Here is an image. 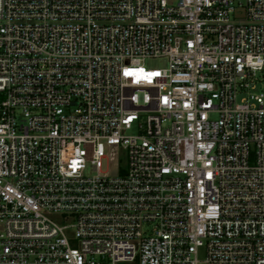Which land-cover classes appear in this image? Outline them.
Segmentation results:
<instances>
[{"label":"built area","instance_id":"1","mask_svg":"<svg viewBox=\"0 0 264 264\" xmlns=\"http://www.w3.org/2000/svg\"><path fill=\"white\" fill-rule=\"evenodd\" d=\"M262 84L264 0H0V264H264Z\"/></svg>","mask_w":264,"mask_h":264},{"label":"rangeland","instance_id":"2","mask_svg":"<svg viewBox=\"0 0 264 264\" xmlns=\"http://www.w3.org/2000/svg\"><path fill=\"white\" fill-rule=\"evenodd\" d=\"M144 67L147 70H152V69L163 70V69H166V68L169 67V59H167V58H150V59H147L145 61ZM256 92L264 94V84L259 85L258 86V90ZM134 133H135V131L131 132V134H134ZM119 158L122 160L121 164L117 163V162H114L110 166L109 175H111L113 177L118 175V171H117L118 165L121 166V167H124L125 163H126V159H125V154L124 153H122ZM107 165H109V163L104 162V168L102 170L103 174L107 173ZM87 175H90V176L93 175V173H92L90 168L88 169Z\"/></svg>","mask_w":264,"mask_h":264},{"label":"snow or ice","instance_id":"3","mask_svg":"<svg viewBox=\"0 0 264 264\" xmlns=\"http://www.w3.org/2000/svg\"><path fill=\"white\" fill-rule=\"evenodd\" d=\"M126 74H129V73H126Z\"/></svg>","mask_w":264,"mask_h":264}]
</instances>
